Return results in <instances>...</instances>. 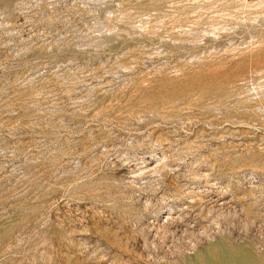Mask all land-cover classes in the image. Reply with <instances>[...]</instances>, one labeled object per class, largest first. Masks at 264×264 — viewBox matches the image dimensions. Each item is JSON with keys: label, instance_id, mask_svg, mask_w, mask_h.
Wrapping results in <instances>:
<instances>
[{"label": "rangeland", "instance_id": "obj_1", "mask_svg": "<svg viewBox=\"0 0 264 264\" xmlns=\"http://www.w3.org/2000/svg\"><path fill=\"white\" fill-rule=\"evenodd\" d=\"M0 264H264V0H0Z\"/></svg>", "mask_w": 264, "mask_h": 264}, {"label": "bare ground", "instance_id": "obj_2", "mask_svg": "<svg viewBox=\"0 0 264 264\" xmlns=\"http://www.w3.org/2000/svg\"><path fill=\"white\" fill-rule=\"evenodd\" d=\"M168 229H169V228H168ZM165 230H166V229H165ZM163 231H164V230H163ZM166 231H167V230H166ZM166 231H165V232H166Z\"/></svg>", "mask_w": 264, "mask_h": 264}]
</instances>
